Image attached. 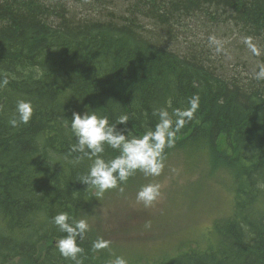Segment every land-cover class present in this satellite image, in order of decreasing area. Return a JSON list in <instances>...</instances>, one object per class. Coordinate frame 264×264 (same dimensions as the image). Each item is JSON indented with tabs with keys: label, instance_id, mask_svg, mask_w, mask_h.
<instances>
[{
	"label": "trees",
	"instance_id": "obj_1",
	"mask_svg": "<svg viewBox=\"0 0 264 264\" xmlns=\"http://www.w3.org/2000/svg\"><path fill=\"white\" fill-rule=\"evenodd\" d=\"M133 1L157 32L142 29L138 17L79 19L65 8H120L116 0H0V83L9 80L0 87V264H75L58 252L66 233L52 223L61 213L78 221L95 190L78 182L93 161L76 162L81 154L71 152L76 138L65 120L74 112L88 109L109 126L127 115L116 130L141 137L159 122L155 109H187L194 95L199 109L164 161L179 155L201 175L220 172L234 204L213 226V248L189 249L168 264H264V80L225 77L191 48L161 42L162 30L205 19L204 28L250 39L264 63V0ZM19 100L31 103L33 116L13 128ZM118 155L105 145V161ZM85 235L76 241L83 264H111Z\"/></svg>",
	"mask_w": 264,
	"mask_h": 264
},
{
	"label": "rangeland",
	"instance_id": "obj_2",
	"mask_svg": "<svg viewBox=\"0 0 264 264\" xmlns=\"http://www.w3.org/2000/svg\"><path fill=\"white\" fill-rule=\"evenodd\" d=\"M124 1L116 0L120 8L110 4L89 8L72 3L65 8L69 15L75 14L79 19L85 16H111L117 20L138 17L142 29L157 32V29L152 30V20L143 19L132 7L133 0ZM205 23V19L182 21L179 31L174 32L177 39L170 29L162 30L161 42L178 51L191 48L217 68H223L225 77L235 80L257 73L264 66L263 55H255L252 47L256 45L250 39L237 36L235 32H215L210 27L204 28ZM210 37H215L217 43H212ZM148 184L159 185L160 196L152 206L145 207L137 203L136 197ZM229 184L220 172L209 174L205 171L201 175L198 170H190L183 158L175 155L164 161L161 175L146 177L140 172L129 184L119 186L124 189L123 193L119 188L112 189L97 199L96 190H92L78 220L84 219L89 225L86 241L94 243L100 238L111 241L110 248L98 252L99 256H107L109 263L122 256L127 264H168L189 249L205 251L214 247L213 226L231 214L234 204ZM148 223L150 228L145 227Z\"/></svg>",
	"mask_w": 264,
	"mask_h": 264
},
{
	"label": "clouds",
	"instance_id": "obj_3",
	"mask_svg": "<svg viewBox=\"0 0 264 264\" xmlns=\"http://www.w3.org/2000/svg\"><path fill=\"white\" fill-rule=\"evenodd\" d=\"M212 43H217L215 37L209 38ZM258 54L255 48L252 49ZM256 80H264V66H261L255 74ZM9 83L4 78L0 87H6ZM187 109H176L169 113L166 108H159L153 111V115L158 117L159 122L154 130H147L141 137L131 136L125 129L123 132L116 130V125L127 124L128 116L118 117L116 124L109 126L106 118H100L95 112L85 109L83 115L73 113L71 123L65 120V125H70V130L76 138V143L72 145V153H80L77 157L79 162L82 159L93 161L87 174L81 176L79 183L86 185V188L95 189L97 199H101L108 190L117 189L123 193L124 189L120 184L126 183L129 177L137 171L142 172L146 177H157L164 169V150L175 146L177 133L190 122L200 106L199 95H194L188 102ZM0 107V111H2ZM33 116V107L30 102L24 100L17 101L16 116L9 121L13 128L21 124L27 125ZM175 117V119H173ZM127 132V135L124 134ZM105 145L118 151L119 155L112 160L105 161L102 154ZM160 196V186L148 184L141 188L137 193V203H142L145 207H150ZM67 213L56 215L52 223L63 233L64 238L56 242V248L60 255L66 259L83 264L79 259L84 250L77 246V237L84 238V234L89 230L86 220H72ZM150 228L151 224L145 225ZM111 241L100 238L92 244V251L101 252L110 248ZM111 264H127V260L122 256H117Z\"/></svg>",
	"mask_w": 264,
	"mask_h": 264
}]
</instances>
